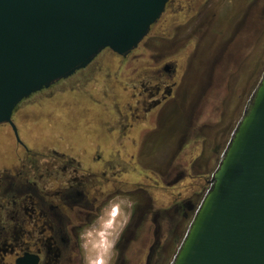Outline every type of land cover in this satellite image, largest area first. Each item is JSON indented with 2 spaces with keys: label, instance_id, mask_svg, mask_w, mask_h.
Wrapping results in <instances>:
<instances>
[{
  "label": "flooded vegetation",
  "instance_id": "obj_1",
  "mask_svg": "<svg viewBox=\"0 0 264 264\" xmlns=\"http://www.w3.org/2000/svg\"><path fill=\"white\" fill-rule=\"evenodd\" d=\"M263 36L264 0H169L138 46L115 54L125 62L142 47L150 70L128 86L114 81L125 94L106 139L31 154L0 125L25 153L0 163V264H172L248 102L250 40ZM207 40L200 81L187 93ZM241 67L242 90L233 93L228 82ZM171 113L178 117L165 128Z\"/></svg>",
  "mask_w": 264,
  "mask_h": 264
},
{
  "label": "water",
  "instance_id": "obj_2",
  "mask_svg": "<svg viewBox=\"0 0 264 264\" xmlns=\"http://www.w3.org/2000/svg\"><path fill=\"white\" fill-rule=\"evenodd\" d=\"M169 0H0V125L86 68L135 49ZM172 264H264V73L209 180Z\"/></svg>",
  "mask_w": 264,
  "mask_h": 264
},
{
  "label": "rangeland",
  "instance_id": "obj_3",
  "mask_svg": "<svg viewBox=\"0 0 264 264\" xmlns=\"http://www.w3.org/2000/svg\"><path fill=\"white\" fill-rule=\"evenodd\" d=\"M251 1L255 0H250V3ZM168 28L165 25L156 34L161 39H165L168 37ZM153 35L151 33L144 42L150 44ZM257 40H250V43L253 41L250 47V75L253 74V79L250 80V96L264 73V51L261 48L264 44V36L261 40ZM161 42L165 44L166 40H161ZM209 44L210 40L204 43L197 60L186 76L185 89L187 93L191 94L194 85L200 81L204 62L202 59L208 52ZM142 50V47L138 48L125 59V62H122L121 58L111 51H103L85 71L68 79L60 80L48 89L23 100L15 108L12 122L25 149L29 150L31 154H38L41 149L47 146H59L62 145V142H70L73 145L77 142L81 146L87 147L93 140L106 139L104 129L114 125L111 113H115L119 107L115 100L118 99V95L120 97L125 94L123 87L115 86L116 82L114 81L118 80L128 86L129 82H133L136 77L142 73L145 75L150 70L147 62L150 61V53H144ZM142 53L145 57L140 60L139 55ZM244 71L246 68L244 70L241 67L228 82V88L233 93L237 91V88L241 92L240 82ZM103 81L106 82L104 85H102ZM109 81L111 84L115 83L113 88L109 85ZM242 101L244 103L246 99ZM230 102L231 98L228 99L227 104L230 105ZM171 120L169 119V122ZM135 138H138V135ZM166 138L167 132L165 131L164 136H160L159 139ZM155 139L158 138L156 136L150 138V140ZM13 141L15 139L10 128L0 127V163L8 161L11 156L25 155L24 149L21 147H18L17 152L15 151V142L13 143Z\"/></svg>",
  "mask_w": 264,
  "mask_h": 264
},
{
  "label": "crops",
  "instance_id": "obj_4",
  "mask_svg": "<svg viewBox=\"0 0 264 264\" xmlns=\"http://www.w3.org/2000/svg\"><path fill=\"white\" fill-rule=\"evenodd\" d=\"M245 109V108H244ZM177 117H178V114L177 113H171V114H169L168 115V117H166L165 118V120L162 122V124L165 126V128H169L170 126H173L174 124H175V121H176V119H177ZM240 117H241V115H240ZM169 119H172L170 122H169ZM240 119V118H239ZM167 122H169L168 124H166ZM167 139H169V136H168V134H167ZM231 137V136H230ZM230 139V138H229ZM229 141V140H228ZM227 145V144H226ZM208 146H210L209 145V143H206L205 145H204V147H206V155L208 154V151L207 150H209L210 149V147H208ZM226 147V146H225ZM225 147L224 148H222L221 149V151L219 152V157L221 158V156H222V153H223V151H224V149H225ZM209 155V154H208ZM220 158H219V160H218V163H219V161H220ZM218 163H217V165H218ZM217 165L215 166V164H214V166H212L213 168H212V174H213V172L215 171V169H216V167H217ZM212 174H211V176H212ZM210 179H211V177H210ZM208 189V188H207ZM206 189V190H207ZM205 194V193H204ZM204 194L202 195V197L204 196ZM201 197V198H202Z\"/></svg>",
  "mask_w": 264,
  "mask_h": 264
}]
</instances>
